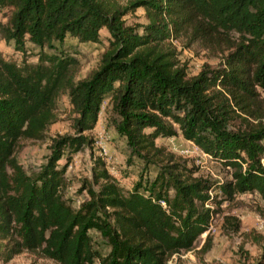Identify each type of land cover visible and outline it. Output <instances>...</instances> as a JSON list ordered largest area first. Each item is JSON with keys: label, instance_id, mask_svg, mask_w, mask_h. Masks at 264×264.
<instances>
[{"label": "trees", "instance_id": "trees-1", "mask_svg": "<svg viewBox=\"0 0 264 264\" xmlns=\"http://www.w3.org/2000/svg\"><path fill=\"white\" fill-rule=\"evenodd\" d=\"M137 9L145 23L127 24ZM101 30L107 38L96 69L74 81L77 61L58 47L67 38L98 44ZM181 39L219 55L218 63L187 76L169 44ZM0 42L21 55L27 45L37 50L34 64L0 54V263L28 252L55 264H166L194 247L222 202L253 193L264 200V0H0ZM61 95L73 135L53 141L28 176L15 149L44 138ZM106 99L128 161L154 177L123 193L96 158L81 185L86 198L73 208L64 171L92 144L82 133ZM176 135L228 179L196 176L155 145ZM223 221L238 231L237 220ZM210 243L206 234L199 251ZM255 264H264V243Z\"/></svg>", "mask_w": 264, "mask_h": 264}, {"label": "rangeland", "instance_id": "rangeland-1", "mask_svg": "<svg viewBox=\"0 0 264 264\" xmlns=\"http://www.w3.org/2000/svg\"><path fill=\"white\" fill-rule=\"evenodd\" d=\"M123 4L125 0H117ZM127 24L145 23L141 9L125 17ZM100 43L79 44L75 40L65 39L58 50L77 61L74 81L85 78L97 67L99 56L106 45L107 33L99 32ZM174 48L179 64L185 67L186 75H195L201 66L214 67L219 61V55L203 49L198 44H188L184 39L170 41ZM46 51V50H44ZM51 53V51H46ZM0 54L7 60L20 63L22 59L28 64L36 63L37 50L26 46L21 55L13 51L11 45L0 42ZM109 106L107 99L101 104L97 121L92 130L82 133L92 144L84 146L82 150L73 154L65 168L66 181L65 197L69 199L73 208L86 198L81 191L82 183H90V168L94 160L99 158L105 170L115 180L123 193L129 192L138 182L151 181L154 177L153 169L143 170L142 164L135 159L128 161L124 140L117 136L109 124ZM54 122L49 125L41 141L21 140L14 155L22 170L28 176H33L45 162L53 141L62 136H72V118L74 115L69 107L66 96L61 95L55 105ZM155 145L161 147L174 159L186 163V166L196 169L195 175L221 182L228 179V173L210 157L203 155L190 142L179 135L155 140ZM64 160L58 161V168ZM213 194V193H211ZM223 217H232L238 221V231L231 232L230 226L224 223ZM93 247L102 255L106 253L99 236L89 233ZM209 234L211 243L208 251H199L205 235ZM264 243V200L255 193L236 195L230 202H222L212 217L207 232L202 234L194 247L187 252H180L173 256L166 264H255L260 247ZM0 264H55L37 255L22 252L11 260Z\"/></svg>", "mask_w": 264, "mask_h": 264}, {"label": "built area", "instance_id": "built-area-1", "mask_svg": "<svg viewBox=\"0 0 264 264\" xmlns=\"http://www.w3.org/2000/svg\"><path fill=\"white\" fill-rule=\"evenodd\" d=\"M203 155H205V154H203ZM205 156L209 157L208 155H205ZM159 204H160L162 207H164L163 202H159Z\"/></svg>", "mask_w": 264, "mask_h": 264}]
</instances>
